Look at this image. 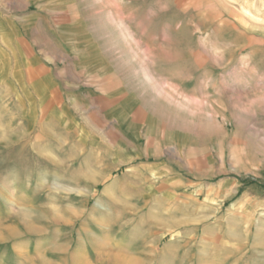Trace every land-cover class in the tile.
Instances as JSON below:
<instances>
[{
	"label": "rangeland",
	"instance_id": "obj_1",
	"mask_svg": "<svg viewBox=\"0 0 264 264\" xmlns=\"http://www.w3.org/2000/svg\"><path fill=\"white\" fill-rule=\"evenodd\" d=\"M30 2L0 0L43 17L0 46V264H264V0Z\"/></svg>",
	"mask_w": 264,
	"mask_h": 264
},
{
	"label": "crops",
	"instance_id": "obj_2",
	"mask_svg": "<svg viewBox=\"0 0 264 264\" xmlns=\"http://www.w3.org/2000/svg\"><path fill=\"white\" fill-rule=\"evenodd\" d=\"M30 4H32L30 2V0H22V6L29 7ZM42 18H43L42 14L40 12H38V13H23V14L17 15V17L8 18V17H4L0 11V22L2 23L1 29L5 35V40H6V42L2 41L1 34H0V46H2L4 53H7V51H9V50H10L9 52L14 53L16 51L14 48V45H16V44L17 45H19V44H25V45L30 44L28 38L24 34H22L21 31L25 30V31L29 32V31L34 30V29L35 30L43 29V26L41 25L42 24ZM65 25H66V27H72L71 24L70 25L65 24ZM66 27H65V29H66ZM58 28L64 29V28H62V26H60ZM60 45H62V50H64L65 53H67L70 56L73 55V53H69L66 50V48L63 46L61 40H60ZM6 46H8V50L5 49ZM89 57H92V56H89ZM43 58H44V56L41 54H36V53L29 54L24 60L25 66L27 65L28 67H30V66L38 67V68H40L39 69L40 72L46 71L44 68V59ZM50 61H52V60H50ZM92 61H93L92 62L93 65L90 66L89 68L83 69L84 73H86V71L87 72H93V68L98 67V66H96L97 64L95 63L97 60L96 61L92 60ZM121 63H123L122 60H121ZM100 71H101V69H100ZM104 71L108 72L106 67H105ZM104 71H103V73H105ZM135 73H136V71H134V74L130 77H133V79L135 81H138V85L140 86V83H139L140 79L137 78V77H139V74H136V76H137L136 77ZM44 75H46L49 78L51 76L49 71H46ZM105 78L110 79L111 74H108V76H106V75L102 76V74H101V76H99L98 80L103 83ZM112 78H113V76H112ZM103 85H105V83H103ZM146 87L150 88L149 85ZM131 102L134 103L133 99H131V98L127 99V101H125V103H124V106L118 112L115 113L116 124L118 125V130L120 129L119 127H121V130H122V125L125 124L124 120H125V117L127 114V104H129ZM30 108H28V109H30ZM33 114H35V111L31 108L30 111L28 112L29 118L27 117L29 124H33V118H30V116L32 117ZM76 123H77V126H78L79 131H80V140L79 141H83L86 139L88 131L85 128V126L83 125V123H81V121H76ZM122 133L124 134L125 131L122 130ZM95 139L96 138H94V141H95ZM50 154H51V152H50Z\"/></svg>",
	"mask_w": 264,
	"mask_h": 264
},
{
	"label": "bare ground",
	"instance_id": "obj_3",
	"mask_svg": "<svg viewBox=\"0 0 264 264\" xmlns=\"http://www.w3.org/2000/svg\"><path fill=\"white\" fill-rule=\"evenodd\" d=\"M108 4V3H107ZM104 7H106V6H104ZM109 11H113V10H111V9H109ZM112 13V12H111ZM118 13V12H117ZM114 14L115 13H113V17H115L114 16ZM118 16V15H117ZM112 17V18H113ZM118 19H119V17H117ZM117 18H116V20H117ZM109 19H110V17H109ZM115 19H113V22H115L114 21ZM112 21V20H111ZM110 21V22H111ZM120 21H121V19H120ZM123 22V21H122ZM115 23H117V22H115ZM111 24H112V22H111ZM118 25H115L116 26V29L118 30V32H120V34H119V36H118V39H116V41H117V43H118V46H119V44H121V45H123V43H124V45L123 46H126L127 44V39H129L130 38V33L131 32H126V31H124L125 29H124V27H123V29H122V27L120 26L121 24L120 23H117ZM120 24V25H119ZM123 26V25H122ZM104 27H105V25H104ZM106 28H107V26H106ZM126 28V27H125ZM108 29V28H107ZM114 33V32H113ZM111 35H113V34H111ZM114 37V36H113ZM114 38H116V37H114ZM133 39H134V36L132 37ZM135 40V39H134ZM131 41V40H130ZM129 42V41H128ZM138 42V41H137ZM130 43V42H129ZM126 44V45H125ZM135 44H137V43H135ZM129 46H132L131 45V43L129 44ZM128 45H127V47H126V50L125 51H123V54H122V56H123V58H124V61H126V55H132L133 56V59H134V61H139V62H143V63H145V61L147 62V60H149V57H150V52H148L147 50H144V51H142V54L139 56L138 54H140V52L138 51V53H136L137 52V50H134L133 48H131V47H129ZM140 46H141V44H140ZM140 46L138 45L137 47H139V49H141L140 48ZM121 48H123L122 46H121ZM125 48V47H124ZM122 50V49H121ZM142 50V49H141ZM136 51V52H135ZM135 52V53H134ZM122 53V52H121ZM131 56V57H132ZM130 57V58H131ZM135 57V58H134ZM129 60H132V59H129ZM152 60V59H151ZM123 61V62H124ZM143 66H144V64H142ZM141 65V66H142ZM146 66V65H145ZM140 67V66H139ZM147 67V66H146ZM140 70V69H139ZM141 70H142V68H141ZM140 70V71H141ZM145 71H147L146 69H145ZM144 71V77H145V79H146V81H147V83H148V85L150 86V88H152L153 89V91L156 93V95H157V93H158V96H160V98H161V95L163 96V98L164 97H166L168 100H170V99H172V101H175V104H176V106L180 109V111H181V113H184V114H188L190 117L192 116V117H197L198 116V113L200 112V104H198V103H196L195 101H183V100H180V99H176V96H175V94H174V92L173 91H171V90H168V89H165V88H163V87H160L159 85H156V82H155V79L153 78V76H152V74L151 75H149L150 74V72H149V74L147 73V72H145ZM137 73H138V71H137ZM141 73V72H140ZM135 76H136V73H135ZM140 76V75H139ZM137 77V76H136ZM137 78H139V77H137ZM141 81H142V78H141ZM145 84V83H144ZM173 106V105H172ZM8 191V190H7ZM6 202V201H5ZM8 203H10L9 201H8ZM7 203V204H8ZM4 204H6V203H4ZM9 206V205H8ZM27 228V227H26ZM29 228V227H28ZM33 228V227H32ZM5 240V239H4Z\"/></svg>",
	"mask_w": 264,
	"mask_h": 264
}]
</instances>
